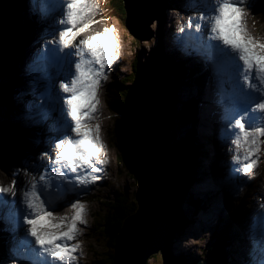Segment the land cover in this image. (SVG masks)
Wrapping results in <instances>:
<instances>
[{
    "label": "clouds",
    "instance_id": "9594fccd",
    "mask_svg": "<svg viewBox=\"0 0 264 264\" xmlns=\"http://www.w3.org/2000/svg\"><path fill=\"white\" fill-rule=\"evenodd\" d=\"M25 2L29 17L44 27L19 68L22 84L11 89L10 102L21 126L42 127L50 135L35 161L22 158L11 179H0V232L8 236L0 264H76L89 203L75 199L59 210L55 205L97 181L95 174L110 163L102 93L123 44L115 25L96 19L102 0ZM250 2L203 0L187 16L171 10L184 20L174 28L180 56L197 59L209 73L216 139L226 157L220 162L224 185L237 173L254 177L264 163V30ZM250 113L260 114L251 126ZM35 162L42 165L38 172L29 166ZM243 191L241 185L237 194ZM242 235V264H264V197Z\"/></svg>",
    "mask_w": 264,
    "mask_h": 264
},
{
    "label": "rangeland",
    "instance_id": "374dc122",
    "mask_svg": "<svg viewBox=\"0 0 264 264\" xmlns=\"http://www.w3.org/2000/svg\"><path fill=\"white\" fill-rule=\"evenodd\" d=\"M169 1L172 2L173 0H169ZM186 1L187 0H181V1L178 0V3L173 2V5L177 6L174 8L175 9L183 8L182 10H185L187 8V5H186L187 2ZM254 1H255L254 5L252 4V5H250V7L252 8L253 13L256 14L257 9H258L257 8L258 4H261L263 1H257V2H256V0H254ZM21 2H22V0H20V3ZM179 3H182V5ZM110 5H111L110 0H102V2L100 3V8H99V15L97 16V18L106 20L107 24L109 26H111V25L116 26V28L120 32L121 41L123 44V47L121 49L122 54H121L120 58L114 64L111 65L110 79L108 82H106L104 84V90L102 93V101H103L102 111H103V115L105 117L104 122H103V130H104L105 139H106L107 145H108V154H109V158H110V163L106 167H104L103 171L101 172L102 175L99 176L100 178L97 181H95L94 183H91L90 184L91 186H88L84 189L85 191L82 192L84 195H80L79 192H77V194L75 196L76 199L87 200L89 203V213H88L89 223L86 226L85 225L81 226L84 228V234L82 237H80V239H82L84 241L83 255H81L79 252L76 253V255L78 257L76 264H99L100 261H101V264H108V263H105V260H107L106 255L101 253L105 250L104 249L105 247H102V245H101L103 237H102V234H100V232L104 226V223H103L104 216L106 215V218H107L108 212H114L115 211V209H114L115 206H114V208H108V207L111 206V203H113V200L120 199V197H117V195L122 194V196H125V197L128 196L130 199L135 200L134 193H135V190L137 188V185H136L135 180L133 179L132 171L126 162H122V163L118 162V156H117L118 151L116 148V142L114 141V139L111 138L112 137V130H113V124H112L113 121L111 118L112 115L110 116L111 110L109 108V103H108V100H109L108 90H110V88L113 86H111L110 84H112L113 81H117V80L120 81L121 78H123L125 76L126 77L129 76V74L133 71V69L138 70L137 65H135L132 69V64L136 59V57H135L136 52L139 55L136 60L138 62H140L141 65L144 68H146V71H148L149 73H153V74L158 73V69H156V66H157L158 60L160 59V56H163V59H162L163 62H164V59L166 57V60L168 61V63H171L172 67H170L168 69V75H170V77L172 75H175V76L179 75L178 73H176V74L174 73V70H175L174 68L176 66L177 60L184 62L188 66V74L189 73H192L191 75L198 74L199 73L198 71L201 72V69H202V67H201L202 65L197 62V59H191L189 57L188 58H182L178 54H177L178 56L175 55V51L178 50V48H176L174 50V48L171 44V42L173 41V38L172 37L167 38L166 36H164V29H165V27L168 26L167 21L169 19L168 18L169 15L168 16L165 15L167 21H162L161 19H160V21L155 20L150 25V28L153 31V36L151 35L150 38L146 41L139 42L128 32L127 28L125 27V22L124 21L122 22L120 18L115 16L116 11H114L113 7L111 8ZM170 5H171V3H170ZM13 9H15V8H13ZM18 12H19L18 15H16V19L18 18V20L14 19L12 22H10V26H11L10 33L12 35L14 34L13 32H14L15 28L16 27H18L17 29L21 28L20 26H22V24L26 23V19H28L29 13H28L27 4H26L25 0L22 4V7H20ZM169 13H171V12L169 11ZM172 14H174V13H172ZM20 20H21V22H20ZM177 22H178V20H177ZM7 26H8V24H7ZM13 26H15V27H13ZM173 27H172V29H173ZM258 27H261V29L264 30V24L263 23L259 22ZM172 29H171V32H172ZM12 35H9V37L7 39V40H10L8 47H9L11 52H9L7 49H5L8 53L7 60L5 61L6 63L2 67V69L4 68L3 70H5V72L2 73V71H0V74H2V75H0V82H8L9 81L10 85L15 84V80H13V79L9 80V78H12V77H8V76L15 75L13 73L14 67L16 65L18 66L21 64V62H22L21 55L23 53H25V50L27 48L25 43H23L25 45V46H22L23 48H21L20 45L18 46L16 42H15L16 44H14L13 43V41H14L13 37L10 38ZM11 42H12V44H11ZM20 42H23V39H21ZM173 45H174V43H173ZM11 47H13V48H11ZM23 50H24V52L22 53ZM25 55H26V53H25ZM10 57L12 59H10ZM193 66H195L197 69L192 70L190 67H193ZM189 69H191V70H189ZM105 71L107 72L108 69H106ZM17 76L20 79L19 74H17ZM185 83L191 84V86L190 87H181L182 86L181 85L178 87V88H180V91L175 90V92L177 91V94H176L177 97L175 95V97L177 98V102H176L177 105L176 106L179 108L181 106V101H182V103H186V101H187L186 99L190 96H196L198 99H200V102H202L200 104V106L198 104V111L201 110L200 111L201 112L200 121L198 123L196 122L193 125V130L195 129L197 135L201 139H203V137H206L207 132L205 134H203V130H202V132H200V130H201L200 127H202L201 117H203V119H204L208 115L204 112L203 100H210V95L208 94L207 89L205 90V92L203 94L199 93V92L197 93L195 83L191 79H187V81H185ZM178 88H175V89H178ZM178 92H179V94H178ZM171 105H172V101L170 103V106ZM211 109L213 110V108H210L209 110H211ZM176 110H177V108L174 109L171 106V111L173 113H175ZM14 111H15V108L10 102V92L7 88V84H1V86H0V179H11L12 173L15 171V168L18 165H20V161L22 158H24L26 161L29 162V160H30V158H29L30 154L29 153L32 151V149L27 145L26 141H24V142H21L18 144L13 143L14 145L18 146L20 149H21V147L24 148V150L21 151L22 156L19 158V160H17L15 157H13L10 154L8 144L10 145V147H12L13 146L12 141H14V140L18 141L19 140V138L15 137V136H18V132L15 130L14 124L17 123L18 121H16L14 119ZM209 118H211V117L209 116ZM175 121H176V118H174V120L171 124V131H172L173 135L175 136L176 140H180L182 138L184 139V137H180V133L182 131L183 132L186 131L182 135H186L189 132H190L189 136H191L193 134V132L191 133V131H187V127H184V124L183 125L179 124L180 126L178 127V125L176 123L175 127H174ZM210 123H212V122H210ZM206 131H207V128H206ZM178 132H179V134H178ZM6 133H8L10 136H13V137L6 138ZM29 139L32 140L31 138H29ZM170 140H172L171 136H170ZM176 140H172V141L177 142ZM210 141L211 140L208 139V142H209L208 147H210V149H211V147L213 148L212 145H215V147H217V145L219 143L218 141H216V142H210ZM205 142H207V141H205ZM172 145H174V144H172ZM175 145H177V144H175ZM208 147H204L205 148L204 150L208 151V153L213 154L212 149L210 150ZM216 152H217V150H216ZM35 154L36 153L33 152L34 157H35ZM218 154L219 153L217 152V155ZM9 156L11 157V159ZM213 156H216L215 153L213 154ZM261 160L264 161V157H262ZM213 166H215V165H213ZM220 166H221L220 164H217V167H220ZM254 171L257 174L254 177H251L248 179H250V180H253V179L256 180L257 179L258 182H260L261 184L264 183V163H260L258 165V167H256L254 169ZM15 179H16V186H18V184H20L22 182L21 177L19 175H17L15 177ZM208 179L209 178H207L203 181L206 182V181H208ZM240 182L237 185H235L234 188L230 189L227 193H222L220 196H217L216 194H212V192L205 194V196L208 195L207 197H211L213 200H217L218 197H219V199H222V197L224 196L225 199H226V197L227 198L231 197V199L234 201L232 206H227L224 209V211L222 212V213H225L224 217H222V215H221L222 213L217 215L215 212H212V213H215V216L217 217V222L213 216L214 214L210 215V211L206 212L205 210H202L205 214H199L200 212H199L198 208L195 207V206L199 207L202 204V201L204 200L203 194H200V193L199 194H193V195L191 194L189 196H191L192 198L191 197L189 198L188 196L186 197V199H190V200H187V201L185 200L186 202L183 205V210L185 209L188 212L187 213L184 210L185 214L189 217L198 214L196 219H198V221H199L200 229H199V232L196 231V228L194 229V231H195L194 239H197V243L194 242V243H196L195 246L189 244L188 237H185V236L183 237L182 235L179 237L177 235L178 237H176L174 239V243H173V247L175 249L174 251L176 253L180 254V252L181 251L183 252V249H185L184 250L185 254L192 253L195 255V257H192L193 260L194 259L198 260L197 253H199V250L203 252L204 249L209 248V246L214 241V236L211 239V233H217L218 232V228L220 225V219H221V225H223L225 223V218H231L234 215V213L236 212V204L239 203V206H241L240 204L244 200V198H243L245 195L244 191L247 188L246 187L247 183H245V181H242L240 184ZM241 185L244 186V191L241 194H237V199H236L233 196L234 192L236 190L238 193L239 186H241ZM194 189H195V187H194ZM260 189L264 190V185H262ZM201 190L204 192L205 191L207 192L211 189L210 188H207V189L204 188ZM248 194H251V193H248ZM214 195H216V196H214ZM246 198L250 203H252L251 207L256 205V202H253V197H249L248 195H246ZM254 198H255V201L258 200V197L254 196ZM191 202H193V204ZM69 203H71V202H69ZM120 204L121 203H119L117 201L115 205H120ZM64 206L65 205L59 206L57 210L62 209ZM210 207H213V206H210ZM195 208L197 210H195ZM245 209H247V207ZM111 217H113V216H111ZM209 219H211V220L208 221ZM108 222H105V223H108ZM239 222L242 224L241 219L239 220ZM226 223H227V220H226ZM240 228H242L241 225H240ZM199 237H203V238L199 239ZM99 241H101V242H99ZM245 242L246 241H244L243 243L245 244ZM155 256H156V258H155ZM235 259H239V258L235 257ZM147 264H162L161 255L160 254L154 255L147 262Z\"/></svg>",
    "mask_w": 264,
    "mask_h": 264
},
{
    "label": "water",
    "instance_id": "95a60500",
    "mask_svg": "<svg viewBox=\"0 0 264 264\" xmlns=\"http://www.w3.org/2000/svg\"><path fill=\"white\" fill-rule=\"evenodd\" d=\"M123 2L128 32L139 42L148 40L152 35L150 25L162 16L166 0ZM3 26L5 15L0 8V60L4 52ZM168 99L158 82L145 79L127 114L122 116L126 150L123 162L130 167L136 182L134 198L138 207L125 218L115 238L114 264H147L157 254L161 255L162 264H206L202 259L189 261L184 255L176 256L172 249V238L185 219L183 204L192 167L186 148L174 146L170 141ZM14 126L18 132L15 137L19 140L12 141V147L8 146L10 154L19 160L22 150L13 143L27 142L29 138L37 141L42 127L26 128L19 122ZM8 137L13 136L6 133ZM180 254L185 253L181 251ZM187 255L195 257L192 253Z\"/></svg>",
    "mask_w": 264,
    "mask_h": 264
},
{
    "label": "trees",
    "instance_id": "16d2710c",
    "mask_svg": "<svg viewBox=\"0 0 264 264\" xmlns=\"http://www.w3.org/2000/svg\"><path fill=\"white\" fill-rule=\"evenodd\" d=\"M18 3H20V0H18ZM110 3H111L110 7L111 8L113 7L114 11H116L115 16L120 18L121 21L123 22L126 15L123 0H110ZM0 8L2 10V13L6 17V24L5 26H3V31L5 35L6 26L7 23H9V19H10L9 16L10 9L13 10V7L11 6V0H0ZM257 8L258 9L255 15L257 16L259 22L264 24V1L261 4H259ZM14 12L19 13L16 10ZM7 27L9 28L10 25L8 24ZM6 37L7 38L9 37L8 29H7ZM161 59H163V56H160L159 60ZM177 62L182 67L180 74L182 77H184L185 74L183 72L186 70L185 73L186 72L188 73V67L182 61H177ZM168 64H169V68L172 67L171 63ZM164 72L165 69L163 68L161 71L160 80L166 84L167 90L171 92L172 91L171 86L168 85V83L166 82L164 78ZM146 77H147L146 74L139 73L138 70L133 69L132 73H130L129 76L121 78L120 81L119 80L113 81L112 84L115 85H113V87H111L109 90V100H108L109 108L113 113H116L118 115L114 120V124H113L114 129L112 131L111 138L114 139V141L116 142V147L118 149V162L121 163L123 162L124 157L126 156V150L124 146V136L122 131V116L128 112L131 104L133 103V99L135 98L137 89L141 86L142 80ZM151 77H154V75H152ZM198 84L201 85V81H199ZM196 101H197L196 99H192L186 102L185 106L181 109L179 114L177 113L180 120H183L185 122H192L193 124H195L198 121L197 107L195 106ZM192 132L193 134L185 139L186 141L184 146L188 152V155L190 156L192 174L194 175L193 179H195L199 174V169L203 165V157L205 156L203 151L205 150L203 149L204 143L202 142V139L197 135L195 129L192 130ZM182 142L184 141L181 140L180 142L177 141L176 143L180 145L182 144ZM260 186H262V184L258 182V180L256 179L255 183H253V185L249 189V193L251 194H247V195L249 197H252V192L255 191L256 189H259ZM117 197H120V199H115L114 201L116 202L118 201L121 204L115 205L116 202L111 203V206L108 208H114L115 206L114 208L115 211L108 212L107 218L106 215L104 216L103 219L104 226L100 232V234H102L103 237L101 245L102 247H105L104 248L105 250L101 253L106 255L107 260H105V263L108 264H114L115 238L118 232L121 230L125 218L135 213L138 207L136 201L130 199L128 196L125 197L122 196L121 194V195H117ZM233 218L234 217H232L231 219H227V223L225 220V223L218 228V232L214 234L213 243L209 246V248L204 249L202 256H204L203 258L207 264H233L231 262L234 259L232 246L234 245V242L237 238V235H235L233 231V226L236 223V218L234 219ZM230 255L232 257V260L229 258ZM99 264H101V261L99 262Z\"/></svg>",
    "mask_w": 264,
    "mask_h": 264
},
{
    "label": "bare ground",
    "instance_id": "6f19581e",
    "mask_svg": "<svg viewBox=\"0 0 264 264\" xmlns=\"http://www.w3.org/2000/svg\"><path fill=\"white\" fill-rule=\"evenodd\" d=\"M181 1V0H180ZM256 1H264V0H256ZM23 2H24V0H22V2L21 3H19V4H21L20 5V7H22V4H23ZM35 3L36 4H39L40 3V0H39V2H38V0H35ZM179 4H181L182 5V3H179ZM187 5V4H186ZM185 5V6H186ZM259 5V4H258ZM173 7H177V6H175V5H173ZM181 9V11L183 12V11H185V10H182L183 8H180ZM17 11V10H16ZM24 13V12H23ZM22 13V14H23ZM169 14L168 13H166V16H168ZM173 15H176L177 16V14H173ZM166 16H165V18H166ZM169 18V17H168ZM162 20V19H161ZM177 20H179V19H177ZM177 20L176 21H174V20H172V19H168V21H167V24H168V26L167 27H165V29H164V36H166L167 38H173V41L171 42V44H172V46H173V48H174V50L176 49V48H178V45H177V43L176 42H174V34H173V31H174V28L177 26ZM26 22H27V19H26ZM165 23V22H164ZM175 24V25H174ZM174 26V27H173ZM15 27V26H14ZM21 27V26H20ZM171 27V28H170ZM172 27H173V29H172ZM18 27H16L15 28V30H14V34L10 37V38H12L13 37V39H14V41H13V43L14 44H16L17 43V45L19 46H21V48H23L22 46H25L23 43H25V38L23 37V35H22V30H21V28H19V29H17ZM171 29H172V32H171ZM20 31V32H19ZM21 33V34H20ZM21 39H23V42H20V40ZM16 42V43H15ZM167 43V42H166ZM173 43H174V45H173ZM22 50V49H21ZM28 54H29V52H27ZM180 56V53H179V51L178 50H176L175 51V55L176 56H178V55ZM24 55H25V53H23L22 54V58H24ZM177 60V59H176ZM177 61H180V60H177ZM198 61V60H197ZM186 65V64H185ZM187 66V65H186ZM196 66V65H195ZM195 66H193V67H190L192 70L193 69H197ZM181 67V66H180ZM188 67V66H187ZM202 67V66H201ZM181 69H182V67H181ZM152 71V70H151ZM198 72H200V71H198ZM188 74V73H187ZM189 76H190V74H188ZM175 83H180L178 80L175 82ZM111 86H113V85H115V84H110ZM176 88H178V86H176ZM177 90V89H176ZM178 90L180 91V88H178ZM178 94H179V92H178ZM210 94H211V89H210ZM211 99H212V96H211V98H210V100L209 101H207V100H203V108H204V112L206 113V114H208L209 112H212L213 111V113H215V109L214 110H209V105L211 106V104H212V102L210 103V101H211ZM188 101V100H187ZM186 101V102H187ZM170 103H171V101L170 100H167V106H168V109H170L171 110V106H172V108H174V109H176L177 108V104L175 103V102H173L172 101V105L170 106ZM198 104H199V106H200V103L198 102V101H196L195 102V106L197 107V110H198ZM201 111V110H200ZM211 117V116H210ZM217 124H218V117H217ZM209 117H205L204 119H203V121H202V127H200L201 128V130H200V132H202V130H203V134H205L206 132V136H208V134H209V129L211 128V124L209 123ZM198 122H199V120H198ZM188 123V122H187ZM179 124H181V123H179ZM182 125V124H181ZM184 127H187V131H191V130H193V124L192 123H188L187 125H185L184 124ZM206 128H208V131H206ZM184 132H186V131H184ZM211 137V141L210 142H216L217 141V139H215L216 137H212V136H210ZM209 137V138H210ZM38 146H40L41 144H37ZM204 145V144H203ZM213 147H215V145H212ZM203 149H205V148H203ZM212 149V153H214V150H213V148H211ZM34 152V151H33ZM33 152L32 153H30V156H29V158H30V160H29V162H32V160H33V157H34V155H33ZM203 153H204V155H212L211 153H208V151H203ZM34 160H35V157H34ZM103 171V170H102ZM101 171V172H102ZM101 172H99V173H96L95 175H98V176H100V175H102L101 174ZM245 180V183H247L246 184V189H245V191H244V194H246L247 193V190L249 191V189L251 188V186L253 185V183H255L254 181L255 180H250V179H248V178H245V179H243V181ZM193 181V180H192ZM233 181H235V178L233 177L232 178V182ZM238 182H235V184H237ZM91 184V183H90ZM89 184V185H90ZM233 185V184H232ZM195 187V189H194V191L196 192V193H200V194H203V195H205V194H207L208 192H213V191H202L198 186H194ZM257 190L258 189H256L253 193H252V197H253V202H256L255 201V198H254V196L255 197H258V194H257ZM264 190H261L260 191V194L259 195H261V194H263L264 195V192H263ZM208 196V195H207ZM214 196H216V195H214ZM211 198V197H210ZM217 198V197H216ZM227 198V197H226ZM219 199V198H218ZM222 199H225V197L223 196L222 197ZM246 199V198H245ZM243 202H244V200L242 201V203L241 204H243ZM240 204V205H241ZM185 210V209H184ZM186 211V210H185ZM187 212V211H186ZM188 213V212H187ZM214 213H212V212H210V215H213ZM214 216V215H213ZM211 219H209L208 221H210ZM242 227V226H241ZM197 229L198 230H196L197 232H199V229H200V226H198L197 227ZM241 230H243V227L241 228ZM190 244V243H189ZM188 244V245H189ZM0 245H1V243H0ZM187 245V246H188ZM191 245H193V244H191ZM189 247V246H188ZM175 250V249H174ZM184 250L185 249H183V252H184ZM200 252H202V251H200L199 250V253H198V256H197V258H198V260H200ZM189 254V253H188ZM229 258L232 260V257H231V255L229 256ZM240 261V259H233L231 262L233 263V264H241V262H239Z\"/></svg>",
    "mask_w": 264,
    "mask_h": 264
},
{
    "label": "flooded vegetation",
    "instance_id": "af4514ba",
    "mask_svg": "<svg viewBox=\"0 0 264 264\" xmlns=\"http://www.w3.org/2000/svg\"><path fill=\"white\" fill-rule=\"evenodd\" d=\"M44 25L42 23H38L35 18H28V44L31 46L32 41L37 37V32L43 29Z\"/></svg>",
    "mask_w": 264,
    "mask_h": 264
}]
</instances>
